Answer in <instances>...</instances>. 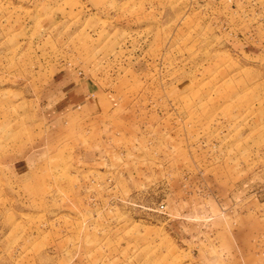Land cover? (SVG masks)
<instances>
[{
  "label": "rangeland",
  "instance_id": "374dc122",
  "mask_svg": "<svg viewBox=\"0 0 264 264\" xmlns=\"http://www.w3.org/2000/svg\"><path fill=\"white\" fill-rule=\"evenodd\" d=\"M0 264H264V0H0Z\"/></svg>",
  "mask_w": 264,
  "mask_h": 264
}]
</instances>
